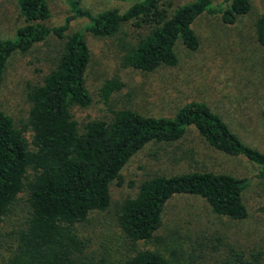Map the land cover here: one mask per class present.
I'll return each instance as SVG.
<instances>
[{
	"label": "trees",
	"instance_id": "1",
	"mask_svg": "<svg viewBox=\"0 0 264 264\" xmlns=\"http://www.w3.org/2000/svg\"><path fill=\"white\" fill-rule=\"evenodd\" d=\"M59 1L65 14L49 26L48 0H14L20 24L12 37H0V82L13 53L54 41L44 57L45 69L24 83L21 125L0 110V220L13 205H24L2 264H171L136 243L153 238L169 208L188 196L201 199L207 212L203 223L195 222L201 234L182 264H264V238L255 232L260 228L246 222L242 191L248 181L224 171L199 168L141 178L114 213L123 239L115 259L89 253L88 238L76 232L77 225L108 209L110 184L133 154L145 144L176 142L188 127L212 150L247 160L254 176L264 181V152L244 143L205 102L186 101L171 116L109 109L108 117L82 124L71 113L90 102L84 32L112 37L123 23L144 29L131 41L117 39V46L123 66L151 71L174 66L178 44L190 51L198 47L192 24L200 15L233 24L250 11V0H112L127 5L96 13L79 0ZM75 19L83 23L67 33ZM252 25L256 42L264 48V12ZM120 87L119 80L109 78L100 85L99 96L106 102ZM259 115L264 121V107Z\"/></svg>",
	"mask_w": 264,
	"mask_h": 264
},
{
	"label": "rangeland",
	"instance_id": "2",
	"mask_svg": "<svg viewBox=\"0 0 264 264\" xmlns=\"http://www.w3.org/2000/svg\"><path fill=\"white\" fill-rule=\"evenodd\" d=\"M250 2V11L233 24H223L216 15H200L192 24L198 47L190 51L178 44L177 63L151 71L123 66L117 46V39L131 41L144 29L123 23L112 37H95L84 32L89 50L84 78L90 102L73 107V118L82 124L108 117L109 109L122 107L142 114L171 116L182 103L198 100L216 112L244 143L264 152V121L259 115L264 107V48L256 42L252 25L257 14L264 12V0ZM13 3L14 0H0V37H12L14 28L20 24ZM79 3L92 13L111 7L122 10L127 5V1L112 0H79ZM48 7L50 17L45 24L61 22L65 14L62 2L48 0ZM82 23V19L72 20L66 32ZM51 43L54 41L37 45L24 54L13 53L6 63L0 82V110L16 126L21 125L25 114L24 83L45 69L44 57ZM109 78L119 80L121 87L104 102L98 89ZM199 168L247 179L242 191L246 222L252 229L260 228L255 232L264 238V181L254 176V166L242 157L212 150L188 127L176 142L145 144L130 157L110 184L108 209L76 227L78 235L88 238V252L109 259L118 256L123 239L114 223L115 210L125 197L134 194L138 181L146 174H174ZM23 207L21 202L13 205L10 213L0 220V264L9 254ZM206 212L198 197H181L169 208L153 238L137 241L136 245L157 251L171 264H182L185 253L194 246L196 234H201V226L197 228L195 222L203 223Z\"/></svg>",
	"mask_w": 264,
	"mask_h": 264
}]
</instances>
